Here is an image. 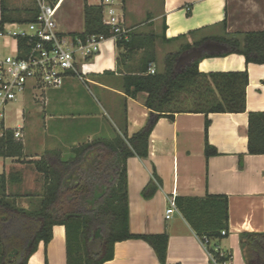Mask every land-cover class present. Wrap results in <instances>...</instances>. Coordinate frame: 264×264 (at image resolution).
Listing matches in <instances>:
<instances>
[{"label": "crops", "instance_id": "1", "mask_svg": "<svg viewBox=\"0 0 264 264\" xmlns=\"http://www.w3.org/2000/svg\"><path fill=\"white\" fill-rule=\"evenodd\" d=\"M93 1L87 0L90 5H98ZM139 1L149 9L146 13L141 14L134 8L133 3L138 0H120L124 24L136 35L134 44L142 45L145 36H156V61L158 52L163 50L157 45L159 38L165 39L163 43L169 55L206 37L264 31V0ZM72 2L79 3L82 8L77 16L80 20L77 30L66 33L62 19L65 10L67 16L74 19ZM122 2L126 4L125 11ZM84 3L85 0L64 1L58 13L62 34L69 36L84 31ZM149 6H155L156 11L152 13ZM142 20L147 21V26L142 29L144 33H137L136 24ZM224 21L227 22L225 29ZM12 24H6L4 29ZM179 36L182 38L172 40ZM16 47L12 38L0 37L1 51L10 55ZM119 55L125 56L119 58ZM143 56L142 48H118L114 40H108L102 45L101 53L88 60L84 79L71 75L60 89H43L38 93L28 90L30 97L23 95L16 101L22 120L16 130L20 131L24 144L23 160H40L47 151H59L63 160H69L74 155L73 149L81 145L99 138L111 139L122 135L124 130L131 137L145 127L151 116L145 106L147 94L131 98L122 90V77L138 71L144 62ZM199 70L203 73L247 71V112L176 113L173 119H159L149 139V156L143 159L133 156L126 162L130 231L135 235L167 234V264H210L209 254L183 216L175 213L167 219L166 211L173 195L199 198L226 195L229 198V231L227 236L216 241L217 247L232 256L229 264H246L240 235L264 233V155H251L248 151L249 113L264 112V65L247 64L243 56L232 54L202 59ZM207 121V140L218 151L217 156L209 158L205 155ZM28 125L34 131L40 126L41 137L35 133L26 134L24 129ZM68 153L72 156L66 159L64 155ZM5 160L9 163L4 165L3 173L20 171L24 180L34 178L33 183L39 184L37 180L42 174L35 169L25 174L26 165L13 158ZM150 183L155 185V193L146 198L143 191ZM12 189L19 194L26 190L24 182ZM23 207L29 209L31 206ZM28 264H67L64 226H54L50 243L40 242ZM104 264L160 263L149 244L131 239L116 243L113 260Z\"/></svg>", "mask_w": 264, "mask_h": 264}, {"label": "trees", "instance_id": "2", "mask_svg": "<svg viewBox=\"0 0 264 264\" xmlns=\"http://www.w3.org/2000/svg\"><path fill=\"white\" fill-rule=\"evenodd\" d=\"M22 12L1 0L0 31L6 24L35 22L38 10L32 3ZM84 31L71 33L73 39H86L93 35L111 37L103 23L101 5H90L85 0ZM224 29L227 22H223ZM138 37V36H137ZM179 36L175 39H180ZM118 40V48L144 49V62L138 71L122 77L123 93L136 98L146 93L145 106L151 111L149 121L140 131L129 137L124 130L111 139L99 138L73 149V157L63 160L59 151H47L37 161H24V144L15 138V131L7 129L0 138V158H13L17 163H29L44 178L42 195L35 196L29 209L18 205L19 193L10 188L23 183V174L12 171L0 174V264H28L40 242L48 245L53 238L54 226L66 230L67 264H104L113 260L114 246L131 239L143 240L151 246L160 264H167L169 237L167 234L135 235L129 226V199L126 162L133 156H149V139L160 118L173 119L176 113L239 114L247 112V71L203 73L199 70L202 59L237 54L247 64L264 65V31L224 33L223 36L204 38L183 46L165 59L164 72L149 74L156 62L153 34L145 36L142 45ZM165 40V39H163ZM207 42L221 43L228 51L221 54L205 53L186 67H178V58ZM23 41H20V47ZM125 56V55H122ZM120 58V57H119ZM209 122H206L207 158L218 151L207 140ZM248 151L251 155H264V112L249 113ZM155 193L153 183L143 191L146 198ZM27 196H31L30 194ZM180 214L199 239L209 240L208 250L215 251L222 231H229V198L226 195L176 197ZM240 244L246 264H264V233H243ZM225 253L221 262L231 261Z\"/></svg>", "mask_w": 264, "mask_h": 264}, {"label": "built area", "instance_id": "3", "mask_svg": "<svg viewBox=\"0 0 264 264\" xmlns=\"http://www.w3.org/2000/svg\"><path fill=\"white\" fill-rule=\"evenodd\" d=\"M38 10L35 22L28 24H12L0 31V37H10L16 42V50L0 60V138L8 129L6 126V108L18 101L28 90L35 93L43 89H60L65 80L74 75L84 79L88 60L96 58L102 45L108 40L129 41L131 29L125 26L124 16L119 3L115 0H102L103 23L110 29L111 37L93 35L86 39L66 36L59 31L58 13L65 0H33ZM24 27V28H22ZM20 41L23 46L20 47ZM155 74V65L148 69ZM15 138L21 139L19 130H15ZM176 197L169 199L166 218L180 213L176 205ZM227 231H222L223 237ZM210 257V264H229L221 262L225 253L215 251L218 256L208 250L209 240L199 239Z\"/></svg>", "mask_w": 264, "mask_h": 264}, {"label": "rangeland", "instance_id": "4", "mask_svg": "<svg viewBox=\"0 0 264 264\" xmlns=\"http://www.w3.org/2000/svg\"><path fill=\"white\" fill-rule=\"evenodd\" d=\"M8 1H9V7L10 8L16 9V10H19V11L22 12L21 16H25L26 15L25 10L27 8H29L30 5H32V2L34 3L33 0H8ZM78 1H80V0H78ZM101 1L102 0H94L93 2H97L98 5H101ZM115 2L120 3V0H115ZM124 3L125 2H122V7H123V9L125 11L126 10V4H124ZM72 5H73L72 6L73 14H71V15H72V17L74 19L71 20V17L67 16V13L65 12L66 10L64 11V17L62 19L63 30L66 33H68L71 30H77V25L79 24V20H80V18L77 19V16L79 15V11H81V9H82L80 7V4L76 3V2H74V3L72 2ZM133 6H134V8L136 9L137 12L141 11L140 12L141 14L146 13L149 10L148 8L144 7V3L139 1V0L136 3H133ZM158 6L159 5H157V8H158ZM149 8H150L152 13L156 11V9H154L155 6H154V8L149 6ZM66 25H69L70 27H68ZM146 26H147V21L142 20V21L138 22L136 24V27L138 28L137 29V33H144V32H142V29H144ZM22 28H24V27H22ZM209 33H210V31H209ZM157 45H158L159 48H162L163 50L158 52V59L155 62V67H156V71L157 72H161L162 73L165 70V59H166V56H167V54H166L167 51L166 50H168V47H167V45H164L162 38H159V42L157 43ZM172 47H173V45H172ZM169 48H171V46H169ZM8 54L9 53H6V52L0 50V59L1 58H5L6 56H8ZM10 55H12V54H10ZM119 57L120 58H124L122 55L121 56L119 55ZM24 95H26V97H27V95H28V97H30L29 96L30 93L26 92V93H24ZM17 102L9 105L6 108V124H7V126L10 129H13V130L18 129V127H20L22 125V120H21L20 111H19L20 108H19V104H17ZM37 103L40 104L41 102L38 101ZM107 119L109 120L110 117H107ZM40 131H42V129H40V126H38V129H36V131H34L32 129V127H30L29 125L27 127H25V129H24V132L26 134L35 133V134H37V137H39V138L41 137V134L39 133ZM109 133H111V132H109ZM20 140H22V139H20ZM64 156L66 157V159H68V158H70L72 156V154L68 153V154H66ZM24 161H26V160H24ZM8 163H9L8 160L6 161L4 158H0V174L3 173V171H4V165L7 166ZM20 164H23V163H20ZM24 165H26L25 168H24V172H26L25 174H27L29 170L34 171V169H35L34 166L30 167L29 163H24ZM12 171L13 170L9 171V173L12 172ZM9 173H7V174H9ZM33 179L34 178H32V179L30 178L29 180L28 179H25V180L23 179L24 180L23 181L24 182V188L26 190H24L25 192L22 191V193H21L22 197L20 199H18L17 203H18L19 206L23 207L24 205H26V206L29 207V206L32 205L33 202H35V200H34L36 198L35 196L43 194L44 184H45L43 176L42 175L39 176V179L37 180L39 182V184H37V185H35L33 183L35 181ZM29 190L30 191H35V192H31L30 193V192H28ZM10 191L12 193H16L15 191H17V190H13L12 189ZM27 194L28 195L30 194L31 196H27Z\"/></svg>", "mask_w": 264, "mask_h": 264}, {"label": "water", "instance_id": "5", "mask_svg": "<svg viewBox=\"0 0 264 264\" xmlns=\"http://www.w3.org/2000/svg\"><path fill=\"white\" fill-rule=\"evenodd\" d=\"M226 45L216 42H207L198 48H194L191 51L181 55L177 60L178 67H186L196 59H200L205 53L209 54H221L227 52Z\"/></svg>", "mask_w": 264, "mask_h": 264}]
</instances>
